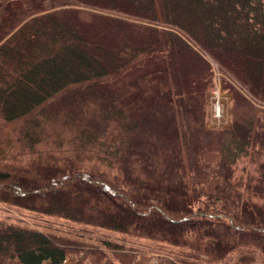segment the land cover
I'll return each instance as SVG.
<instances>
[{
	"label": "trees",
	"instance_id": "trees-1",
	"mask_svg": "<svg viewBox=\"0 0 264 264\" xmlns=\"http://www.w3.org/2000/svg\"><path fill=\"white\" fill-rule=\"evenodd\" d=\"M0 203L264 264V0H0ZM76 245L0 218V264Z\"/></svg>",
	"mask_w": 264,
	"mask_h": 264
},
{
	"label": "rangeland",
	"instance_id": "rangeland-1",
	"mask_svg": "<svg viewBox=\"0 0 264 264\" xmlns=\"http://www.w3.org/2000/svg\"><path fill=\"white\" fill-rule=\"evenodd\" d=\"M212 66L214 86L207 95L209 104L208 127L211 129L229 128L232 118L233 94L229 90H224L223 74L215 63L212 62ZM217 87L221 90L223 103V117L220 122L213 116L211 100L212 91ZM0 218H9L24 227L39 229L78 242L79 245H76L78 248L68 256L67 264H94L95 256L93 254L97 251L103 252L105 258L111 264H169V262L181 264L183 259H187L185 255L189 252L184 248H172L166 244L154 243L143 238L130 237L114 231L85 226L55 216L43 215L1 203ZM107 242H110L112 247L107 246ZM115 245L122 246L123 249L114 251ZM201 258L205 261L208 260L206 257ZM254 263L262 264L260 261L252 264Z\"/></svg>",
	"mask_w": 264,
	"mask_h": 264
},
{
	"label": "built area",
	"instance_id": "built-area-1",
	"mask_svg": "<svg viewBox=\"0 0 264 264\" xmlns=\"http://www.w3.org/2000/svg\"><path fill=\"white\" fill-rule=\"evenodd\" d=\"M211 100L213 105V116L217 121L220 122L223 117V103H222L221 90L219 89V87H217L212 91ZM67 260L68 259L64 261V264H67ZM254 264H259V263H254Z\"/></svg>",
	"mask_w": 264,
	"mask_h": 264
}]
</instances>
